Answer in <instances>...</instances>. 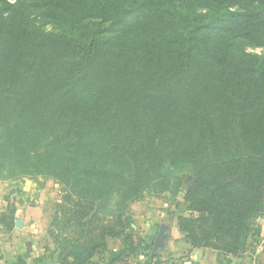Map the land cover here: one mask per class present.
<instances>
[{"label": "trees", "instance_id": "trees-1", "mask_svg": "<svg viewBox=\"0 0 264 264\" xmlns=\"http://www.w3.org/2000/svg\"><path fill=\"white\" fill-rule=\"evenodd\" d=\"M253 46L264 47V0H0V175L64 184L55 262L97 264L110 237L123 245L101 264L145 249V264L160 260L153 242L132 241L127 210L180 187L191 248L229 264L258 241L264 54Z\"/></svg>", "mask_w": 264, "mask_h": 264}, {"label": "rangeland", "instance_id": "rangeland-1", "mask_svg": "<svg viewBox=\"0 0 264 264\" xmlns=\"http://www.w3.org/2000/svg\"><path fill=\"white\" fill-rule=\"evenodd\" d=\"M39 14L35 15L34 20L37 25L42 27L47 31H58L61 27L53 23L51 21H47L40 16ZM246 51L255 52L258 54H264V47L253 46L246 47ZM9 167L5 169L0 175V185L5 186L7 188H14L15 186L19 187L23 183H28L32 185L35 183L36 190L42 189L46 191V199L49 203V221L47 223L46 230V238L42 241V244L45 248V254L43 256H50L51 253L54 252L55 246L52 238L50 237L48 230L50 228L52 216L54 214L55 208L57 204L62 201L63 187L64 184L59 182L58 180L52 177H43L41 175H37L34 177H30L27 175H21L19 173L10 176L9 175ZM164 173L171 175L176 178L184 177V182L189 183L187 179L188 172L180 169H175L171 167H166L163 169ZM12 188V189H13ZM262 212H264V208H262ZM189 211L186 209V203L183 199V188L180 187V191L177 193H173L171 191H167L164 193L156 194L154 192H144L142 196L132 202L127 210V215H129L132 219L131 226L129 230L132 233L133 240L135 243H139L142 246H148L152 244L154 241L158 229L161 224H167L171 229V235L168 239L167 243L173 240V234H177V217L180 215H189ZM257 222L260 224V233L258 235V241L254 242L252 246L248 248V250L253 251L255 246L260 243L261 240L264 239V216L257 218ZM128 230V231H129ZM179 231V229H178ZM181 233V232H179ZM174 242L178 245L177 250L174 252H166L167 250L157 251L160 254V259H178L181 251V247L183 243H181L178 237L174 238ZM108 250L104 252L97 253L93 259V262L97 264L103 263L108 257V252L118 250L122 245V238H108ZM147 249L142 252H138L136 255H130L126 264H145L147 260V256L145 255ZM161 253H163L161 255ZM181 256V255H180Z\"/></svg>", "mask_w": 264, "mask_h": 264}, {"label": "crops", "instance_id": "crops-1", "mask_svg": "<svg viewBox=\"0 0 264 264\" xmlns=\"http://www.w3.org/2000/svg\"><path fill=\"white\" fill-rule=\"evenodd\" d=\"M13 188V187H12ZM0 185V244L3 264H47L54 263L56 255H48L47 261L35 262L45 254L42 241L46 238L49 221V203L46 191L36 190L35 183L27 182L13 189ZM19 223L20 225H17ZM167 243L166 252H174L178 245L174 238L183 243L178 264H220L217 251L211 248H191L179 233L173 234ZM178 252V250H177ZM163 253H161L162 255ZM229 264H264V239L253 251L247 250L241 257H228Z\"/></svg>", "mask_w": 264, "mask_h": 264}, {"label": "water", "instance_id": "water-1", "mask_svg": "<svg viewBox=\"0 0 264 264\" xmlns=\"http://www.w3.org/2000/svg\"><path fill=\"white\" fill-rule=\"evenodd\" d=\"M17 225H20V224L17 223ZM170 235H171L170 227L167 224H161L156 234V237L153 241L152 253H155L162 249H166L167 241L170 238ZM47 264H50V263H47ZM51 264H59V263L54 262Z\"/></svg>", "mask_w": 264, "mask_h": 264}, {"label": "built area", "instance_id": "built-area-1", "mask_svg": "<svg viewBox=\"0 0 264 264\" xmlns=\"http://www.w3.org/2000/svg\"><path fill=\"white\" fill-rule=\"evenodd\" d=\"M1 243V242H0ZM1 253H2V245L0 244V264H3L2 259H1ZM151 264H168L167 260H153Z\"/></svg>", "mask_w": 264, "mask_h": 264}]
</instances>
